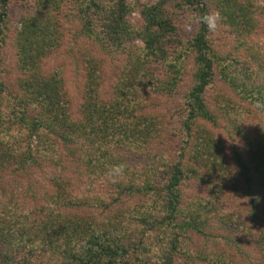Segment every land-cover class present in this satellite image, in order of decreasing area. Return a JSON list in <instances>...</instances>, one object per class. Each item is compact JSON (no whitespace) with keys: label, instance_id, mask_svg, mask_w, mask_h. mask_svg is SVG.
I'll return each instance as SVG.
<instances>
[{"label":"trees","instance_id":"obj_1","mask_svg":"<svg viewBox=\"0 0 264 264\" xmlns=\"http://www.w3.org/2000/svg\"><path fill=\"white\" fill-rule=\"evenodd\" d=\"M8 1L0 0V48L10 40L16 84L12 92L6 91L0 75V264H138L144 260L142 252L149 250L144 237L153 231L163 235V256L157 264H179L187 231L205 239L220 236L243 253L237 231L249 235L252 227L229 207L235 184L227 188L211 165L224 164L221 141L196 125L217 123L205 99L216 75L237 98L261 108L264 83L214 48L207 35L205 0L141 4L143 23L138 27L125 16L139 0H73L68 11L79 22L80 35L121 70L114 88L101 98V75L95 59L86 57L88 95L77 112L62 78L44 73L42 67L57 42L47 14L70 0H37L11 36ZM250 4L264 21V0ZM228 7L227 21L235 25L240 17L236 9H244L240 4ZM186 12H193L198 29L184 38L177 25ZM241 17L242 30L250 32L253 17ZM137 38L142 45H134ZM189 56L193 80L183 94L182 145L174 160L162 152L151 155L146 147L161 127L144 112L145 95H174ZM3 62L0 58V73L8 71ZM235 116L229 113L225 125L234 124ZM131 153L141 159L133 163L128 160ZM49 166L56 172L46 177L44 167ZM71 170L81 185L68 179ZM235 170L250 191V214L261 204L255 192L260 193L262 184L254 183L257 174L240 156ZM97 181L105 191L94 185ZM74 186L80 190L72 192ZM261 228L257 242L264 251ZM219 229L225 232L216 233Z\"/></svg>","mask_w":264,"mask_h":264},{"label":"rangeland","instance_id":"obj_2","mask_svg":"<svg viewBox=\"0 0 264 264\" xmlns=\"http://www.w3.org/2000/svg\"><path fill=\"white\" fill-rule=\"evenodd\" d=\"M128 1L133 2L134 0ZM255 1L257 0H205L207 17H218L214 30H210L207 24V35L210 41L213 42L214 48L219 50L222 55L228 57L229 60L235 59L233 61L235 66L240 63V68H243L244 71H253L254 76H257L256 78L264 83V21L262 15L259 14V10L253 9L254 6L250 4V2ZM36 2L37 0L8 1L9 21L7 31L9 36L21 27L19 20L35 10ZM72 2L73 0L63 3L61 9L47 14L52 19L51 24L56 27L54 37L57 42L53 47V51L43 60L42 67L44 73L54 74L62 78L71 100L72 110L77 112L88 95L85 77L86 70L90 68L89 60L87 62L88 57L89 59H95L94 63L101 75L98 79L100 82L98 93L101 98L107 96L114 88L116 79L121 75V70L115 67L106 54L96 48L92 41L86 40L80 35L79 22L74 18H70L68 11ZM151 2L153 0H139L138 6L125 16L126 20L133 26H141L143 20L140 5ZM230 4H238V6L240 4L244 9L243 11L236 9V13L240 17L235 25L230 24L226 17L228 15L227 11L231 8L228 7ZM243 13L246 16L251 15L253 17V28L250 32H245L240 26L244 20V17H241ZM192 15L193 12H186L182 21H179L181 24H178L177 27L181 37H191L197 31V20ZM133 43L140 46L142 40L137 38ZM10 45V40L7 39L3 48H0V58L4 60L3 66L8 69L6 72L2 71L0 75L8 92H12L16 84L15 74L13 73L14 57ZM193 67V59L189 56L185 59V71L174 95L168 96L161 93H146L145 95L143 104L146 108L144 112L155 117L161 127V130L156 132V140L150 142L149 145L147 144L146 148L149 149L151 155L162 152L169 159L174 160L179 147L182 145L183 94L192 85ZM217 70L218 68L215 71ZM205 99L208 107L216 114L217 123L199 121L201 127L197 125L196 127L208 130L212 137L221 141L219 147L225 155V158H221L224 164L219 166L221 163L214 161L211 165L217 172L221 173L219 176L226 182L227 188L229 184L230 186L231 183L235 184L232 186L235 187L234 196L228 203L229 207L235 210L243 220H246L252 230L249 235L237 231L236 235L244 249L243 253L230 246L220 236L205 239L204 236L194 231H187L185 234L186 240L183 244L184 252H181V256L178 258L180 260L179 264H190L191 262L193 264H264V251L260 249L261 246L259 247L257 242L258 240L261 241L262 232L260 230L261 227H264V211L262 210L264 208V192L261 191L264 188V181L261 180V175L264 174V107L261 108L247 98H237L228 84L221 76L217 75L214 77L213 84L207 89ZM224 100L227 102L226 105L223 104ZM231 104L232 107L227 108V105ZM229 113L236 116L234 124L227 126L228 124L225 125V122ZM159 137H161V142H158ZM145 152L147 150H143L139 155L143 157ZM238 156L244 161L245 167L257 174L254 183L260 186L262 184L260 193L259 191L255 192L258 194L259 199H262L261 204L250 214V191L243 187L242 178L235 170ZM140 159L135 158L132 153L128 158L133 163H137ZM44 171L46 177L50 176L52 172H56L51 166L44 167ZM68 173H73L68 178L71 182L82 184V182L74 180L76 175L72 170ZM225 174L229 177V180H226ZM100 184L101 182L97 181L94 185L101 192L105 191L106 187ZM76 188L74 186L72 192ZM79 190V188L76 189V191ZM187 191H190V194L193 195L194 190L189 188ZM79 212L88 213L87 210H79ZM224 232L223 229L216 230V233H220V235ZM162 237L163 235L159 234L158 231L157 233L153 231L148 237H144L149 250L142 252L144 260L138 261V264H157V261L163 256L161 249L164 245L160 246L163 243ZM139 239L140 235L136 234V240ZM226 257L228 259L232 258V261L227 262L228 259H226L220 262Z\"/></svg>","mask_w":264,"mask_h":264},{"label":"clouds","instance_id":"obj_3","mask_svg":"<svg viewBox=\"0 0 264 264\" xmlns=\"http://www.w3.org/2000/svg\"><path fill=\"white\" fill-rule=\"evenodd\" d=\"M208 24V27L210 30H214L216 27V20L218 19V17H206L205 18ZM116 171H120V169H116Z\"/></svg>","mask_w":264,"mask_h":264}]
</instances>
